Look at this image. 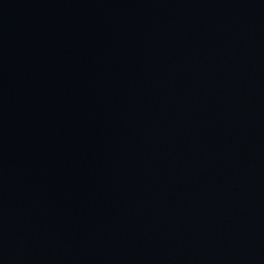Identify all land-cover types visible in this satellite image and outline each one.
<instances>
[{
    "label": "water",
    "instance_id": "1",
    "mask_svg": "<svg viewBox=\"0 0 264 264\" xmlns=\"http://www.w3.org/2000/svg\"><path fill=\"white\" fill-rule=\"evenodd\" d=\"M0 264H264V0H0Z\"/></svg>",
    "mask_w": 264,
    "mask_h": 264
}]
</instances>
